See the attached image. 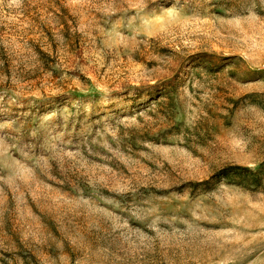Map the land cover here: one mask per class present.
I'll return each instance as SVG.
<instances>
[{
	"label": "rangeland",
	"instance_id": "rangeland-1",
	"mask_svg": "<svg viewBox=\"0 0 264 264\" xmlns=\"http://www.w3.org/2000/svg\"><path fill=\"white\" fill-rule=\"evenodd\" d=\"M0 264H264V0H0Z\"/></svg>",
	"mask_w": 264,
	"mask_h": 264
},
{
	"label": "trees",
	"instance_id": "trees-1",
	"mask_svg": "<svg viewBox=\"0 0 264 264\" xmlns=\"http://www.w3.org/2000/svg\"><path fill=\"white\" fill-rule=\"evenodd\" d=\"M212 179L216 181L225 179L246 189H251L252 186L258 187L262 182L260 171H254L252 168L241 166L224 168L218 171Z\"/></svg>",
	"mask_w": 264,
	"mask_h": 264
}]
</instances>
